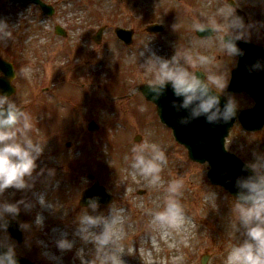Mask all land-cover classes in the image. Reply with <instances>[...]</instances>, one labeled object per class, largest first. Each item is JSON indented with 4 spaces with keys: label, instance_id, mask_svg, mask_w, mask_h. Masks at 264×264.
<instances>
[{
    "label": "rangeland",
    "instance_id": "374dc122",
    "mask_svg": "<svg viewBox=\"0 0 264 264\" xmlns=\"http://www.w3.org/2000/svg\"><path fill=\"white\" fill-rule=\"evenodd\" d=\"M48 1L56 10L51 18L22 1L0 0V58L15 65L11 84L16 91L11 99L26 106L34 125L29 135L44 145L37 169L28 178L29 187L0 192V246L14 247L16 256L32 264H92L103 250L91 237L82 238L79 223L81 216L92 215L101 218L90 229L94 233L115 218L112 227L124 234L117 253L122 264H201L204 255L206 264H225L229 248L245 238L232 211L234 197L208 183L207 165L187 159L171 130L159 123L155 106L136 88L151 77L147 61L153 53L167 59L177 51L194 58L204 54L211 63L198 67L216 73L223 65L217 74L234 67L220 48L225 33L216 29L212 40L200 39L194 27L197 22L226 25L217 10H233L226 0ZM234 1L250 25L248 40H264V0ZM163 22L168 26L163 33L144 30L148 24ZM58 25L66 29V39L54 34ZM101 27L105 30L96 44L92 36ZM115 28L133 32L130 46L117 39ZM180 62L193 70L183 55ZM22 68L31 71L25 74ZM236 99L240 108L250 104L245 96ZM91 121L99 126L97 132H91ZM135 135L141 141L135 142ZM142 143L159 144L168 157L157 184L131 167L132 149ZM225 147L243 162L252 159L253 150L264 149V127L246 133L236 122ZM173 179L185 184L180 196L185 219L175 228L155 222L149 227L152 214L164 207ZM95 182L112 195V202L106 207H80L81 193ZM212 193L214 200L206 198ZM10 203L20 209V220L5 209ZM2 216L18 227L28 225L20 229L21 244L7 233ZM62 237L71 241V249L57 248L56 241Z\"/></svg>",
    "mask_w": 264,
    "mask_h": 264
},
{
    "label": "clouds",
    "instance_id": "9594fccd",
    "mask_svg": "<svg viewBox=\"0 0 264 264\" xmlns=\"http://www.w3.org/2000/svg\"><path fill=\"white\" fill-rule=\"evenodd\" d=\"M229 4L231 5L230 2ZM217 11L227 22L226 25H213L214 29H221L225 33L220 37V48L238 63L246 54V50L240 47V42L248 40L250 25L246 24L235 11L225 12L223 8ZM194 27L198 31H204L207 26L197 22ZM181 55L185 63L193 69L211 63L210 57L204 54H198L194 58L189 52L182 54L177 51L167 59L153 53L147 61L151 70L147 87L153 94V101L158 100L170 87L173 95L180 98L179 106L177 107L175 100L172 101V106L177 112L181 109L186 110V115L179 117L178 122L181 125L200 117H204L205 122L212 127L237 119L240 106L235 94L228 92L221 94V90L227 89L225 75L211 73L203 77L185 67L180 62ZM245 68L248 71L254 69L264 71V56L254 58L253 63L246 64ZM30 71V68L21 69L25 74ZM33 126L30 114L19 107L9 93L0 90V192L10 188L22 190L29 187L28 178L33 176L37 169V160L44 152V145L39 139L34 140L29 135ZM132 152L131 167L149 178L150 183L161 182L160 173L168 163L164 148L157 143H142L133 147ZM241 171L250 174L237 176L235 179L234 187L238 191L234 196L232 211L244 229L245 238L229 248L225 264H264V149L253 150L252 159L243 162ZM184 187L182 179H173L168 183L165 205L152 214L149 227L153 222L169 228L178 227L183 223L184 206L180 196ZM206 198L214 200L215 193ZM98 202V197H89L86 206L96 208ZM4 207L11 213L18 214L20 211L16 204L10 203ZM79 223L82 226V238L88 240L91 237L98 249L103 250V255L92 264H122L117 253L122 250L118 242L123 240V233L107 223L101 232H91L90 229L101 223V218L92 215L81 216ZM115 223L114 218L112 224ZM19 227L24 230L28 225L21 223ZM110 244L115 247L113 249L104 247ZM56 246L60 250H67L71 249L72 243L62 237L56 241ZM51 259L55 261L57 258L53 256ZM0 264H20L14 247L9 246L0 252Z\"/></svg>",
    "mask_w": 264,
    "mask_h": 264
},
{
    "label": "water",
    "instance_id": "95a60500",
    "mask_svg": "<svg viewBox=\"0 0 264 264\" xmlns=\"http://www.w3.org/2000/svg\"><path fill=\"white\" fill-rule=\"evenodd\" d=\"M39 4L43 9L46 6L39 0H30ZM48 9V8H47ZM46 9V10H47ZM51 13V11H50ZM153 28H149L152 30ZM117 36L123 40L126 44L131 42V32L121 29L115 30ZM58 33V32H57ZM102 33V29L93 38L98 42ZM240 47L247 50V56L240 58L237 68L232 72V78L228 86L229 92L238 93L245 91L253 97L255 100V106L252 109L241 111L238 115L242 126L246 130L257 131L260 130L264 124V71L256 72L255 69L248 71L245 68L244 58L257 57V48L250 44H240ZM3 67L0 69L6 76L0 77V90L12 93V89L9 86L10 66L0 60ZM5 65H4V64ZM11 69V68H10ZM140 91L144 97L153 102L156 105L157 113L163 123L173 129V135L175 140L183 145L187 149L188 159L193 162L205 163L209 165L207 177L212 185L222 186L230 194L235 195L238 191L234 187V182L237 176H247L250 172H242V162L233 154L227 153L224 148L225 137L228 135L229 129L233 125L234 120L227 124L220 125L218 127H212L207 124L204 117L190 120L189 123L181 125L179 117L186 115V110L181 109L179 112L172 106V101H176L175 98H170L167 91L158 99L153 101V94L149 92L147 85L140 87ZM180 100V98H179ZM179 100L177 101V107L179 106ZM223 103V100H222ZM174 116L176 117L175 120ZM90 127L92 130H96L97 127L93 124ZM98 197L99 202L104 205L111 201V196L108 195L104 188L98 184H94L92 187L84 191L82 194L80 205L86 206L89 197ZM20 220V215H15ZM2 224L6 230L10 233L12 238L17 240V243L22 242V234L15 221L2 218ZM6 249L0 246V252ZM18 257V256H17ZM20 264H32L29 260L18 257ZM203 262L206 257H203Z\"/></svg>",
    "mask_w": 264,
    "mask_h": 264
},
{
    "label": "bare ground",
    "instance_id": "6f19581e",
    "mask_svg": "<svg viewBox=\"0 0 264 264\" xmlns=\"http://www.w3.org/2000/svg\"><path fill=\"white\" fill-rule=\"evenodd\" d=\"M42 199H43V197H42ZM42 199H41V200H42ZM69 205H70V204H69ZM42 209L44 210V207H42ZM53 223L57 225V223H60V222H59L58 220H56V221H54ZM105 223H106V222H105ZM107 224L112 225L111 220H109V221L107 222ZM56 225H54V226H56ZM57 233H58L57 231H53V232H52V235L55 236V235H57ZM210 236H212L211 233H210ZM204 241H206V240H204ZM208 248H210V246H208Z\"/></svg>",
    "mask_w": 264,
    "mask_h": 264
},
{
    "label": "flooded vegetation",
    "instance_id": "af4514ba",
    "mask_svg": "<svg viewBox=\"0 0 264 264\" xmlns=\"http://www.w3.org/2000/svg\"><path fill=\"white\" fill-rule=\"evenodd\" d=\"M262 45V44H261Z\"/></svg>",
    "mask_w": 264,
    "mask_h": 264
}]
</instances>
